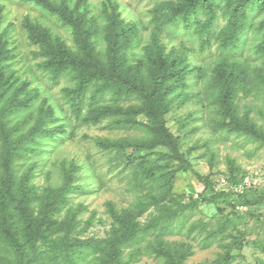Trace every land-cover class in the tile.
<instances>
[{
  "label": "trees",
  "instance_id": "trees-1",
  "mask_svg": "<svg viewBox=\"0 0 264 264\" xmlns=\"http://www.w3.org/2000/svg\"><path fill=\"white\" fill-rule=\"evenodd\" d=\"M23 1L55 14L64 26L72 29L77 52L70 51L59 38L53 37L48 28L30 21L24 24L29 41L38 47L35 53L42 58L40 67L49 74L50 80L57 82L69 77L75 81L72 88L66 89L75 117L80 119L87 99L88 113L82 116V122L96 124L111 118L114 125L141 132V137L133 142H101L105 149L115 151L120 159L130 161L133 188L142 190L143 181L165 177L159 195L146 192L144 196H137L130 207L114 214L105 237L82 238L80 235L86 228L81 227L77 216L84 209L78 204L73 210L69 205L70 197L85 193V187L76 183L79 179L76 164L72 162L69 167L63 164L62 182L58 186L39 189L32 182L33 163L28 160L44 138L55 135L47 126L48 120L52 122L53 109L46 107L43 99L35 122L26 131L10 125L6 118L9 113L30 107L39 95L28 88V82L17 84L18 78L8 63L12 54L7 48L6 32L0 31V264H82L88 257L94 264H128L134 255L129 254L130 258L126 260L124 248L138 244L148 235H154V241L148 242L146 251L162 257L166 264H184L188 254L172 247L163 238L171 233L174 221L184 211L180 203V206L173 207L167 201V197L172 202L174 200L170 194L173 178L176 172L189 170L190 165L185 153L180 152L178 138L168 128L166 117L174 98L184 93L197 70L187 63L185 56L168 55L164 49H157L155 46L160 39L157 33L168 27H193L200 36L202 48L215 44L219 56L208 78L214 92L213 109L207 111L206 123L211 130L223 132V139L243 136L264 145V128L248 117H240L236 109L240 92L248 95L259 91L264 99V18L255 28L251 25L254 14L264 15V0L160 2L152 11V44L147 45L142 60L134 65L128 63L126 49L133 43L138 29L120 18L115 3L109 1L105 4L107 49L105 55L100 56L93 41L94 25L78 10L80 0L73 7L69 6L70 0ZM199 13L205 18L192 20V16L198 18ZM219 14L226 23L217 30ZM2 20L0 5V26ZM248 28L261 36L254 54L262 57V63L256 69L242 54V40ZM197 76L203 79L202 74ZM188 93L191 92L185 93L187 97L195 96ZM106 95L110 97V103L93 105ZM129 98H135L138 103L124 108L120 101ZM185 127L182 121L180 129ZM143 151L148 153L141 155ZM195 175L211 190L209 202H223L230 195L228 193H233V182L228 181L229 178L222 185L227 192L222 189L213 194L215 185L220 186L221 177L214 183L197 173ZM250 203L244 196L238 201V205L245 208ZM151 208L153 213L141 222L140 217ZM218 209L223 213L222 208ZM63 210L65 212L60 217ZM215 233L217 231L209 232L205 240ZM230 260V256L223 257L220 264H229ZM257 264H264V260H258Z\"/></svg>",
  "mask_w": 264,
  "mask_h": 264
},
{
  "label": "rangeland",
  "instance_id": "rangeland-1",
  "mask_svg": "<svg viewBox=\"0 0 264 264\" xmlns=\"http://www.w3.org/2000/svg\"><path fill=\"white\" fill-rule=\"evenodd\" d=\"M109 1L118 6L120 18L138 29L133 43L126 49L128 63L137 64L142 60L147 45H151L153 41L152 11L160 2L171 0H80L78 10L94 25L93 41L100 56H104L107 49L108 22L104 10ZM77 2L78 0H70L69 6L73 7ZM0 5L3 8L0 31L6 32L7 48L12 54L8 63L18 78L17 84L28 82V88L39 95L30 107L9 113L6 118L10 125L26 131L35 122L37 109L43 99L45 106L53 109L52 122L48 120L47 126L55 135L44 138L28 160L33 163L32 182L39 189L58 186L62 182L63 164L69 167L74 162L79 176L76 183L85 187V193L74 194L69 202L73 210L78 204L84 209L77 216L81 227L86 228L80 236L105 237L113 223L114 214L130 207L137 196H144L146 192L159 195L163 191L161 184L165 175L161 176L160 173L158 176L161 177L155 181H143L142 190L139 187L133 188L130 161L120 159L115 151L105 149L101 142H133L141 137V132L114 125L111 118L96 124L82 122V116L88 113L87 99L80 119L76 118L66 92V89L75 85V81L69 80V77H63L57 82L50 80L49 74L40 67L42 58L35 53L38 47L29 41L24 24L30 21L48 28L53 37L59 38L70 51L77 52L78 46L72 29L64 26L55 14L32 2L0 0ZM204 18L202 13H199L198 18L192 16V20ZM263 18L264 15L254 14L251 18L253 28ZM225 23L226 19L219 14L215 28L219 30ZM157 34L160 38L155 46L157 49H164L168 55L172 53L185 56L187 63L197 70L191 76L184 93L174 98L171 111L166 117V124L178 138L180 152L185 153L190 169L176 172L173 178L170 194L174 200L172 202L167 197V201L173 207L182 205L184 211L174 221L171 233L163 239L171 243L172 247L188 254L184 264H220L221 259L227 256L231 258L229 264H257L258 260H264V145L249 141L243 136L233 135L223 139V132L211 130L206 123L207 111L213 109L214 92L208 78L219 56L215 44L210 48H202L200 36L193 27H168ZM244 34L242 54L250 59L249 65L256 69L262 63V57L254 54L261 36L250 28ZM197 74H202L203 79ZM186 92L195 96L187 97ZM110 102V97L106 95L93 105ZM120 103L126 108L138 101L129 98ZM236 109L240 117H248L264 128V99L259 91L248 95L240 92ZM29 116H32L31 119ZM182 121L186 125L183 130L180 129ZM127 152L130 153L131 150ZM147 153L148 151H143L141 155ZM152 158L156 159V156ZM195 173L214 183L220 177L229 178L228 181L233 182V193H228L230 195L223 202H209L212 192ZM215 187L213 194L222 189L227 192L222 185L216 184ZM243 196L251 202L244 209L238 205ZM218 208H222L228 217ZM153 211V208L148 209L139 220L146 221ZM64 212L63 210L60 217ZM226 218H231L232 221ZM211 231L217 233L205 240ZM152 241L154 235H148L138 244L124 248L126 260H129V254L134 255L128 264H166L162 257L146 251L145 247ZM82 264L94 263L88 257Z\"/></svg>",
  "mask_w": 264,
  "mask_h": 264
},
{
  "label": "built area",
  "instance_id": "built-area-1",
  "mask_svg": "<svg viewBox=\"0 0 264 264\" xmlns=\"http://www.w3.org/2000/svg\"><path fill=\"white\" fill-rule=\"evenodd\" d=\"M219 183H220V185H224V184H226V181H225V179L222 178V179H221V182H219ZM241 208L244 209L245 207H241Z\"/></svg>",
  "mask_w": 264,
  "mask_h": 264
}]
</instances>
